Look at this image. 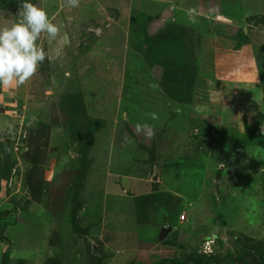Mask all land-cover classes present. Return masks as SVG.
<instances>
[{
    "label": "rangeland",
    "instance_id": "obj_1",
    "mask_svg": "<svg viewBox=\"0 0 264 264\" xmlns=\"http://www.w3.org/2000/svg\"><path fill=\"white\" fill-rule=\"evenodd\" d=\"M32 2L63 27L0 86V264H264V0ZM167 36L185 54L165 65ZM190 60L178 102L163 87Z\"/></svg>",
    "mask_w": 264,
    "mask_h": 264
},
{
    "label": "clouds",
    "instance_id": "obj_2",
    "mask_svg": "<svg viewBox=\"0 0 264 264\" xmlns=\"http://www.w3.org/2000/svg\"><path fill=\"white\" fill-rule=\"evenodd\" d=\"M79 2L66 0V5L76 8ZM62 27V24L53 22L44 7L34 4L32 0H24L20 19L9 26L0 27V86L20 87L27 83L48 58V53L39 43L42 35H46L49 42L56 41ZM61 51L57 49L56 55L59 56ZM149 115L151 120L159 118L155 112ZM135 132L149 139L155 136V128L147 122L137 123ZM127 142L134 143L131 138Z\"/></svg>",
    "mask_w": 264,
    "mask_h": 264
},
{
    "label": "trees",
    "instance_id": "obj_3",
    "mask_svg": "<svg viewBox=\"0 0 264 264\" xmlns=\"http://www.w3.org/2000/svg\"><path fill=\"white\" fill-rule=\"evenodd\" d=\"M262 18L260 16L259 20ZM167 38L165 40L167 42H170V43H168V45L172 46V49L166 50V48L163 47V49H161V51L162 50H164V51L163 52L160 51V53L162 55L161 57H160V53H158L157 55H154L156 60L164 59L162 61L165 65H167L166 61H168V60L170 61V59H172L173 61L175 60V57H171V56H173V54H175L174 51L175 52L178 51V53H180V54L182 52H184V54H185V45H184L183 39H179L177 41L176 37H175V39H172V38H169V36H167ZM161 42L163 43L162 40H161ZM158 47H162V46H158ZM181 57H182V55H181ZM179 65H181V66L183 65L185 67L184 74L179 73V75H178V74H175L174 71H169L167 73V74H169L167 77V80H166L167 85L166 86L164 85L163 88H164L166 94L168 96H170L172 99H175L176 101L183 102V103L187 101L186 99H188L191 102L190 98L193 97V93H194V90L196 88V84L198 81L196 64L190 60L188 62V65H186V63H184V64L181 63ZM179 65H178V63H176L175 69L178 70ZM154 183L156 184V182H154ZM33 184H36V182H33ZM156 193H159L158 190L155 191V194L152 193L151 195L157 196ZM32 196L36 197V193L34 192ZM148 198H149V196H148ZM139 210H141V209L139 207H136L138 220L141 219V213L139 212ZM169 215L170 214H168L166 211H164L162 213V216L164 217L165 220L170 219ZM206 255H207V257H204V258L203 257H196L197 258L196 261L198 263L200 262L201 264L211 263V262L215 261L216 257H214L212 254H206Z\"/></svg>",
    "mask_w": 264,
    "mask_h": 264
},
{
    "label": "built area",
    "instance_id": "obj_4",
    "mask_svg": "<svg viewBox=\"0 0 264 264\" xmlns=\"http://www.w3.org/2000/svg\"><path fill=\"white\" fill-rule=\"evenodd\" d=\"M182 217V216H181Z\"/></svg>",
    "mask_w": 264,
    "mask_h": 264
}]
</instances>
